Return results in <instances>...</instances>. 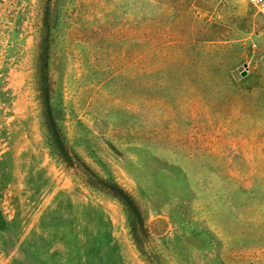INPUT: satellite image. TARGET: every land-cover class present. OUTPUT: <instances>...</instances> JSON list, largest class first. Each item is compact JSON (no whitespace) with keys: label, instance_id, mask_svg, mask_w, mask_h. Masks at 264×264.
Listing matches in <instances>:
<instances>
[{"label":"rangeland","instance_id":"374dc122","mask_svg":"<svg viewBox=\"0 0 264 264\" xmlns=\"http://www.w3.org/2000/svg\"><path fill=\"white\" fill-rule=\"evenodd\" d=\"M0 264H264L249 0H0Z\"/></svg>","mask_w":264,"mask_h":264},{"label":"water","instance_id":"95a60500","mask_svg":"<svg viewBox=\"0 0 264 264\" xmlns=\"http://www.w3.org/2000/svg\"><path fill=\"white\" fill-rule=\"evenodd\" d=\"M246 74H247L246 72H243L242 75L246 76ZM47 113H48L49 124H50L51 129H52V134H53L55 143H56L58 149L60 150V152L63 153L64 155H66L67 154L66 149H65V147H64V145H63V143L61 141L60 135H59V133L57 131L56 124L54 122V119H53L52 112H51L50 108L47 109ZM120 195L125 199V201L129 205L131 210L134 212L135 216L138 219H140L139 212H138L136 206L134 205V203L132 202V200L124 193H120Z\"/></svg>","mask_w":264,"mask_h":264},{"label":"built area","instance_id":"2783aa9c","mask_svg":"<svg viewBox=\"0 0 264 264\" xmlns=\"http://www.w3.org/2000/svg\"><path fill=\"white\" fill-rule=\"evenodd\" d=\"M249 3L256 7L264 16V0H249Z\"/></svg>","mask_w":264,"mask_h":264}]
</instances>
